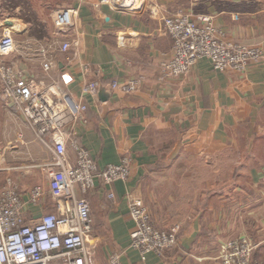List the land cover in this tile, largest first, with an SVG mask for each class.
<instances>
[{
	"label": "crops",
	"instance_id": "0c3cea01",
	"mask_svg": "<svg viewBox=\"0 0 264 264\" xmlns=\"http://www.w3.org/2000/svg\"><path fill=\"white\" fill-rule=\"evenodd\" d=\"M64 7L77 12L74 24L59 30L54 12ZM179 10L212 14L227 39L259 45L263 58L245 71L217 70L200 58L186 75L163 78L160 65L172 56L173 39L162 15ZM3 26L15 37L4 56L8 63L36 87L56 83L88 104L75 131L99 168L132 157L130 179L105 185L97 178L86 194L98 259L120 251L123 264H221V244L247 234L258 243L251 264H264V0H136L131 7L106 0H0ZM85 61L92 67L86 75ZM139 74L146 80L134 92L111 87ZM97 79L110 91L107 99L82 92ZM0 104L16 115L0 138L6 147L0 149V189L9 176L17 181L28 219L53 211L50 193L37 204L29 197L36 184L47 187L40 165L52 152L21 114ZM130 190L143 198L155 226L181 223L174 247L142 259L130 246Z\"/></svg>",
	"mask_w": 264,
	"mask_h": 264
},
{
	"label": "built area",
	"instance_id": "2783aa9c",
	"mask_svg": "<svg viewBox=\"0 0 264 264\" xmlns=\"http://www.w3.org/2000/svg\"><path fill=\"white\" fill-rule=\"evenodd\" d=\"M106 1L115 4L114 0ZM76 12L74 7L55 10L56 27L59 30L71 27ZM162 19L173 39V54L160 65L163 78L186 75L200 58L209 59L217 70L233 68L237 71H245L263 58L259 45L227 39L212 14L179 10L164 13ZM14 47L11 28L3 26L0 29V102L21 114L35 137L52 152V159L40 165L47 174V187L36 184L29 197L37 204L50 193L55 197V209L28 219L17 181L11 176L6 178L0 189V264H123L120 251L111 252L103 260L98 259L92 240V203L86 194L94 188L97 178L105 185L130 179L132 157L125 154L118 163L99 168L75 131V121L88 109V104L56 83L36 87L22 70L5 60L4 56ZM70 47L69 41L62 43L63 50ZM72 60L73 57L67 55L66 61ZM51 64V61L45 62L44 69L48 71ZM83 68L85 75L92 70L86 61ZM145 80L146 76L139 74L123 82L113 81L111 87L131 93ZM41 85H44L43 80ZM101 85L99 79L87 81L82 92L96 94ZM108 195L116 196L113 190ZM126 196L130 215L135 221L130 246L140 252L142 259L150 252L163 254L178 243L181 223L159 228L154 225L150 210L138 193L130 190ZM257 246L258 243L247 234L227 239L220 247L221 264H251Z\"/></svg>",
	"mask_w": 264,
	"mask_h": 264
},
{
	"label": "rangeland",
	"instance_id": "374dc122",
	"mask_svg": "<svg viewBox=\"0 0 264 264\" xmlns=\"http://www.w3.org/2000/svg\"><path fill=\"white\" fill-rule=\"evenodd\" d=\"M9 111H8V109H0V138H3L4 136H6L5 133L7 132V126H5L4 123L7 121H11L13 124H15V122H16V120L14 119L16 115H14L11 112H10V115H12V120H11V118L9 119V117L7 119V116H10L8 113ZM1 148L5 149L6 147L0 144V149ZM7 152H9V151H7Z\"/></svg>",
	"mask_w": 264,
	"mask_h": 264
},
{
	"label": "water",
	"instance_id": "95a60500",
	"mask_svg": "<svg viewBox=\"0 0 264 264\" xmlns=\"http://www.w3.org/2000/svg\"><path fill=\"white\" fill-rule=\"evenodd\" d=\"M115 4L116 5H119L121 7H131L133 4H135L136 0H114ZM6 24L8 25H13L12 21L8 20L6 21ZM104 92H110V91H107L106 88H104L103 86H100L99 89H98V93L103 95L102 98L103 99H107V97L104 95ZM106 94V93H105Z\"/></svg>",
	"mask_w": 264,
	"mask_h": 264
}]
</instances>
